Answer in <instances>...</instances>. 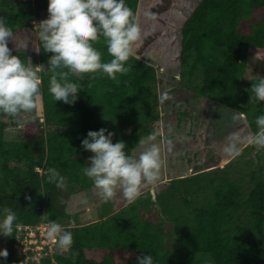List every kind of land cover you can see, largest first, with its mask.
<instances>
[{
	"label": "trees",
	"instance_id": "obj_1",
	"mask_svg": "<svg viewBox=\"0 0 264 264\" xmlns=\"http://www.w3.org/2000/svg\"><path fill=\"white\" fill-rule=\"evenodd\" d=\"M47 2L0 0V17L14 32L8 44L11 54L25 63L30 59L34 67L46 64L51 55L34 50L39 41L32 24L47 13ZM125 3L141 29L137 55L160 46L163 32L153 31L154 23L166 27L170 16L184 14L176 55L180 84L197 98L245 112L250 132L257 130L255 119L264 114V102L248 103L246 90L259 79L246 80L245 74L248 57L264 53V0ZM94 47L103 62L111 59L103 39ZM125 66L131 70L118 74L119 82L104 75L79 81L81 89L71 105L53 100L50 74L40 73V114L23 126L22 138L5 140L6 125L0 120V219L4 208L17 216L13 235H0V251L8 253L0 264H116L112 253L100 261L88 259L85 251L92 249L126 252V264H137L141 255H151L154 264H264V150L253 146L243 149L238 157L247 156L236 166L170 180L154 196L145 189L134 203L125 202L115 213L103 210L93 223L80 224L67 211L73 197L93 188L83 175L92 154L81 147L89 131L114 133L113 144L124 142L131 156L141 139L155 133L153 125L160 119L156 71L135 54ZM181 116H176L177 124ZM48 168L65 178L64 188L49 182ZM52 221L72 233L68 255L35 260L32 252L27 260L18 258L13 247L25 232L17 227Z\"/></svg>",
	"mask_w": 264,
	"mask_h": 264
},
{
	"label": "clouds",
	"instance_id": "obj_2",
	"mask_svg": "<svg viewBox=\"0 0 264 264\" xmlns=\"http://www.w3.org/2000/svg\"><path fill=\"white\" fill-rule=\"evenodd\" d=\"M47 14L46 19L34 24L39 41L34 50L39 54L43 49L44 53L51 55L46 64L35 67L30 59L25 63L18 55L11 54L8 44L13 42L14 32L7 19L0 17V115L21 128L42 97L40 73L50 74L48 92L55 102L74 104L81 89L78 82L86 77L93 80L98 75H104L119 82L118 74L124 75L131 70L125 65L133 55L134 45L141 38L135 14L125 0H48ZM101 39L111 58L108 62L102 61V53L94 47ZM246 91L250 96L249 104L264 102V77H260ZM169 99L171 97L165 92L160 96L159 103L163 105ZM232 121L247 123L246 113L234 111ZM255 125L257 130L254 133H230L225 138L223 154L235 158L241 154L243 145L264 150V114L256 117ZM113 135L103 128L87 133L81 147L92 155L88 167L83 169V175L92 181L96 194L103 202L113 200L120 193L127 204H132L144 188L154 186L160 180L163 166L161 145L156 142L157 134H150L140 141L149 146L138 157H133L125 151L124 142L113 144ZM183 139L190 138L185 136ZM164 143L171 151L172 140L166 139ZM46 174L49 182L57 188L65 187V178L57 169L48 168ZM3 212L0 235L10 237L17 216L10 208H4ZM46 237L61 252H69L72 248V233L55 221L46 226ZM7 255L6 250L0 251V257L6 258ZM137 264H154V261L151 255H141L137 257Z\"/></svg>",
	"mask_w": 264,
	"mask_h": 264
},
{
	"label": "rangeland",
	"instance_id": "obj_3",
	"mask_svg": "<svg viewBox=\"0 0 264 264\" xmlns=\"http://www.w3.org/2000/svg\"><path fill=\"white\" fill-rule=\"evenodd\" d=\"M47 13L40 15L38 20L32 24L39 23L41 20L46 19ZM184 14L175 13L170 16L167 26L162 27L154 23L152 30L156 32H163L160 46L157 49L150 50L137 55L136 51L139 49V43L134 45L133 54L138 59H142L147 64L154 67L157 74V96H158V109L160 111V119L153 125L155 133L158 135L156 142L161 145V159L163 166L161 168L160 180L154 186H148L145 189L150 190L154 196L162 187L173 179L180 177H187L202 171H208L214 168H224L225 166L237 165L238 161L246 158L245 156L239 158L226 157L222 148L225 143V138L234 131H239L242 135L250 133L247 123L241 121L233 123L232 116L234 110L221 106L217 103L210 102L208 99L197 98L194 96L193 91L184 88L180 84L179 78V62L177 60L178 43L180 39L179 27ZM244 31L247 32L246 28ZM33 35L37 39V33L34 28ZM247 69L245 74L246 80L254 78L260 79L264 77V53H255L247 59ZM167 92L171 99L165 101L163 105L159 103L160 96ZM40 114L39 108L27 117L26 123L35 122ZM182 114L178 124L176 116ZM2 120L6 127L4 129V138L7 141H17L22 138L23 127H18L14 121L7 117ZM25 123V124H26ZM24 124V125H25ZM9 129H15L9 131ZM171 129V132H169ZM190 139L184 140L183 137ZM144 139V138H143ZM141 139V140H143ZM171 139L173 142L172 150L168 151V146L164 141ZM151 143V142H149ZM148 144H139L132 152L133 157H138L139 153L143 151ZM248 145L242 146L243 149ZM241 151V152H242ZM254 151L251 157L255 158ZM249 155V153H248ZM142 190V191H143ZM126 201L120 193L109 201L103 202L94 188L87 190L71 199L68 204L67 211L76 216L77 221L82 224V214L77 212L86 209V204L90 208L91 218H96L103 210H116ZM103 205L105 209H103ZM154 214V213H153ZM153 217H155L153 215ZM76 223H71L75 225ZM38 234L34 238H28L21 242H15L16 256L18 258L28 259L30 253H34L35 260L45 255L53 253L68 255V252H61L58 247L47 239L46 226L38 225ZM170 230V227L167 226ZM167 230V229H166ZM56 246V248H53ZM107 253L113 254V259L116 264H126L127 253L120 251H105L100 249H92L85 251L88 259L94 261L102 260L103 256Z\"/></svg>",
	"mask_w": 264,
	"mask_h": 264
},
{
	"label": "built area",
	"instance_id": "obj_4",
	"mask_svg": "<svg viewBox=\"0 0 264 264\" xmlns=\"http://www.w3.org/2000/svg\"><path fill=\"white\" fill-rule=\"evenodd\" d=\"M38 227L39 226H36V227H17V231H24L25 234H24V238L22 240H17L16 242H21V241H24L28 238H34L35 237V234L37 235L39 230H38Z\"/></svg>",
	"mask_w": 264,
	"mask_h": 264
},
{
	"label": "crops",
	"instance_id": "obj_5",
	"mask_svg": "<svg viewBox=\"0 0 264 264\" xmlns=\"http://www.w3.org/2000/svg\"><path fill=\"white\" fill-rule=\"evenodd\" d=\"M83 206V210L82 211H79V209L77 210V212L80 214L81 212L85 211L86 213L83 215L82 214V217H81V221H82V224H89V223H93L95 221L98 220V216H96V218H91V215H90V208L88 207V205L86 204V209L84 208V205ZM118 209L114 210L113 213L117 212Z\"/></svg>",
	"mask_w": 264,
	"mask_h": 264
},
{
	"label": "water",
	"instance_id": "obj_6",
	"mask_svg": "<svg viewBox=\"0 0 264 264\" xmlns=\"http://www.w3.org/2000/svg\"><path fill=\"white\" fill-rule=\"evenodd\" d=\"M256 151H257V149H256ZM71 221V223H74V221L73 220H70Z\"/></svg>",
	"mask_w": 264,
	"mask_h": 264
}]
</instances>
